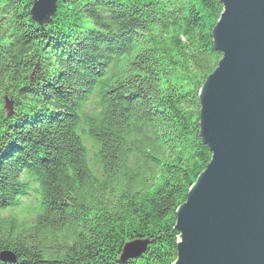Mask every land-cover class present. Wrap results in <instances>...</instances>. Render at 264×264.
Returning a JSON list of instances; mask_svg holds the SVG:
<instances>
[{"label":"trees","instance_id":"1","mask_svg":"<svg viewBox=\"0 0 264 264\" xmlns=\"http://www.w3.org/2000/svg\"><path fill=\"white\" fill-rule=\"evenodd\" d=\"M56 2L40 25L32 0H0V264H172L176 209L211 157L198 93L223 5ZM133 240L144 251L123 257Z\"/></svg>","mask_w":264,"mask_h":264},{"label":"water","instance_id":"2","mask_svg":"<svg viewBox=\"0 0 264 264\" xmlns=\"http://www.w3.org/2000/svg\"><path fill=\"white\" fill-rule=\"evenodd\" d=\"M56 1L32 0V18L47 23ZM220 1L211 36L221 57L198 93V133L211 157L176 209L172 264H264V0ZM146 244L128 241L122 256Z\"/></svg>","mask_w":264,"mask_h":264},{"label":"rangeland","instance_id":"3","mask_svg":"<svg viewBox=\"0 0 264 264\" xmlns=\"http://www.w3.org/2000/svg\"><path fill=\"white\" fill-rule=\"evenodd\" d=\"M92 103H90V108L92 109ZM35 197H29L23 200L22 206L17 208L14 211L16 215H18L21 219L25 221H31L36 212V201Z\"/></svg>","mask_w":264,"mask_h":264}]
</instances>
